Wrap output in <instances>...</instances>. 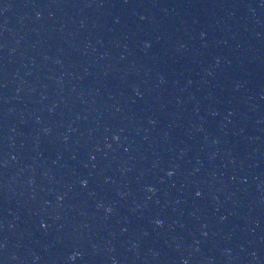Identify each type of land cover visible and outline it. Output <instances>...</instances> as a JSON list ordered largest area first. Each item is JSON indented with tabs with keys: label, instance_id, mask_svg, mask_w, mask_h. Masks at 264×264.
I'll list each match as a JSON object with an SVG mask.
<instances>
[{
	"label": "water",
	"instance_id": "obj_1",
	"mask_svg": "<svg viewBox=\"0 0 264 264\" xmlns=\"http://www.w3.org/2000/svg\"><path fill=\"white\" fill-rule=\"evenodd\" d=\"M0 264H264V0H0Z\"/></svg>",
	"mask_w": 264,
	"mask_h": 264
}]
</instances>
